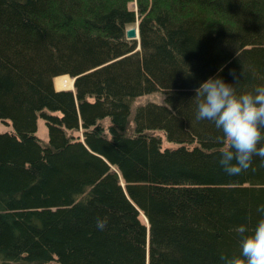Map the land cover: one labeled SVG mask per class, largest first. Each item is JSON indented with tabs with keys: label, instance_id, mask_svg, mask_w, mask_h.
I'll return each instance as SVG.
<instances>
[{
	"label": "trees",
	"instance_id": "16d2710c",
	"mask_svg": "<svg viewBox=\"0 0 264 264\" xmlns=\"http://www.w3.org/2000/svg\"><path fill=\"white\" fill-rule=\"evenodd\" d=\"M65 75L74 90L55 89ZM210 77L238 95L264 86V0H0V264L239 255L264 163L220 166L222 133L196 119Z\"/></svg>",
	"mask_w": 264,
	"mask_h": 264
},
{
	"label": "clouds",
	"instance_id": "9594fccd",
	"mask_svg": "<svg viewBox=\"0 0 264 264\" xmlns=\"http://www.w3.org/2000/svg\"><path fill=\"white\" fill-rule=\"evenodd\" d=\"M195 92L196 119L213 122L222 133L217 140L223 145L219 164L224 172L240 175L250 168L253 156L264 163V86L238 95L233 85L210 77ZM257 211L262 215L254 226L240 224L234 229L240 254L222 256V264H264V205ZM106 225V219L97 218L98 229L104 230Z\"/></svg>",
	"mask_w": 264,
	"mask_h": 264
},
{
	"label": "rangeland",
	"instance_id": "374dc122",
	"mask_svg": "<svg viewBox=\"0 0 264 264\" xmlns=\"http://www.w3.org/2000/svg\"><path fill=\"white\" fill-rule=\"evenodd\" d=\"M65 76H60V77H58V78H56L54 80L55 89H57V90L63 89V90H66V91L74 90V79L71 76H68L69 77L68 80L73 79L72 88L65 89L64 87H61V84H60L58 79L61 78V77H65ZM147 98H151L153 100H160V96L159 95H155V96H149V97L141 98V99L138 100V103L144 101ZM103 123L105 125H107L106 121H104ZM11 130H12V125L11 124H7V123L2 122L0 120V133L10 132ZM36 134L44 143L45 142L48 143V141H49L48 128L45 125L44 120H42V119H39V127H38V131H37ZM75 136H79L82 139L83 138V133L81 131H79L78 133H76ZM164 146L168 147V146H171V145H169L167 143H164Z\"/></svg>",
	"mask_w": 264,
	"mask_h": 264
},
{
	"label": "water",
	"instance_id": "95a60500",
	"mask_svg": "<svg viewBox=\"0 0 264 264\" xmlns=\"http://www.w3.org/2000/svg\"><path fill=\"white\" fill-rule=\"evenodd\" d=\"M126 37L130 40L138 39L139 38L138 26L136 25V26L129 27L126 30Z\"/></svg>",
	"mask_w": 264,
	"mask_h": 264
},
{
	"label": "bare ground",
	"instance_id": "6f19581e",
	"mask_svg": "<svg viewBox=\"0 0 264 264\" xmlns=\"http://www.w3.org/2000/svg\"><path fill=\"white\" fill-rule=\"evenodd\" d=\"M68 78L69 77L66 75L65 77H61V78L58 79L60 84H61V87H64L65 89L72 88L73 79L68 80ZM59 90H63V89H59Z\"/></svg>",
	"mask_w": 264,
	"mask_h": 264
}]
</instances>
